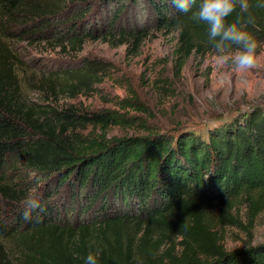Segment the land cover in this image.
Here are the masks:
<instances>
[{"label": "trees", "instance_id": "trees-1", "mask_svg": "<svg viewBox=\"0 0 264 264\" xmlns=\"http://www.w3.org/2000/svg\"><path fill=\"white\" fill-rule=\"evenodd\" d=\"M260 2L249 0L245 14L256 51L264 42ZM190 17L171 0H0V264H84L97 250L98 264H264V242L223 248L205 212L235 201L264 206L263 108L206 134L142 119L164 99L152 108L122 100L133 116L80 111L59 101L95 90L110 62L39 69L15 48L28 41L78 54L102 40L135 57L151 35L175 30L182 66L193 52L213 49L208 25ZM113 127L135 131L110 135ZM32 188L44 211L25 221Z\"/></svg>", "mask_w": 264, "mask_h": 264}, {"label": "rangeland", "instance_id": "rangeland-1", "mask_svg": "<svg viewBox=\"0 0 264 264\" xmlns=\"http://www.w3.org/2000/svg\"><path fill=\"white\" fill-rule=\"evenodd\" d=\"M175 30L151 35L139 55L126 56V45L112 46L102 40L88 41L78 54L63 51L48 43L17 42V50L26 61L36 62L39 69L70 65L98 57L112 64L110 75L95 90L66 97L61 105H75L80 111L118 110L129 116L137 114L132 107H122L129 100L152 108L157 99H164L154 116L142 115L148 124L161 128L182 125L206 134L209 129L233 119L243 121L256 108L264 109V42L256 51L252 67L239 69L231 61L221 64L212 50L193 52L177 63L174 49ZM133 92H131V91ZM30 100L42 101L38 92H28ZM135 129L113 127L110 135L133 133ZM209 229L215 241L228 250L264 242V206L252 210L235 201L222 210L206 208Z\"/></svg>", "mask_w": 264, "mask_h": 264}, {"label": "clouds", "instance_id": "clouds-1", "mask_svg": "<svg viewBox=\"0 0 264 264\" xmlns=\"http://www.w3.org/2000/svg\"><path fill=\"white\" fill-rule=\"evenodd\" d=\"M173 7L182 14H191V19L208 25L207 38L217 54L219 63L231 61L239 69L252 67L255 63L257 42L244 30L250 22L245 14L252 5L249 0H171ZM195 6V10L194 9ZM239 13L233 22L227 23V18ZM257 8H264V2L257 3ZM44 209L40 204L39 193L35 188L29 189L24 199L22 216L25 221L39 217ZM36 214L34 217L33 214ZM99 250L89 251L84 258V264H98Z\"/></svg>", "mask_w": 264, "mask_h": 264}]
</instances>
